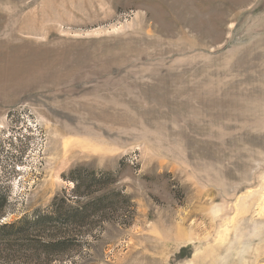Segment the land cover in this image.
Segmentation results:
<instances>
[{"label":"rangeland","instance_id":"374dc122","mask_svg":"<svg viewBox=\"0 0 264 264\" xmlns=\"http://www.w3.org/2000/svg\"><path fill=\"white\" fill-rule=\"evenodd\" d=\"M0 175L39 264H264V0H0Z\"/></svg>","mask_w":264,"mask_h":264},{"label":"trees","instance_id":"16d2710c","mask_svg":"<svg viewBox=\"0 0 264 264\" xmlns=\"http://www.w3.org/2000/svg\"><path fill=\"white\" fill-rule=\"evenodd\" d=\"M9 177L0 175V264H39V247L46 255L53 248H61L60 243H44L39 246V241L30 237L29 230L33 226H43L45 223L58 224L71 219V215L62 212V209L52 207L49 214L29 218L27 216L16 221H1L7 217L10 192L6 186ZM98 205V204H97ZM70 218V219H69ZM18 238L17 246L11 244L9 238ZM3 239V240H1Z\"/></svg>","mask_w":264,"mask_h":264},{"label":"water","instance_id":"95a60500","mask_svg":"<svg viewBox=\"0 0 264 264\" xmlns=\"http://www.w3.org/2000/svg\"><path fill=\"white\" fill-rule=\"evenodd\" d=\"M2 222H3V220H2Z\"/></svg>","mask_w":264,"mask_h":264},{"label":"bare ground","instance_id":"6f19581e","mask_svg":"<svg viewBox=\"0 0 264 264\" xmlns=\"http://www.w3.org/2000/svg\"><path fill=\"white\" fill-rule=\"evenodd\" d=\"M256 204V203H255Z\"/></svg>","mask_w":264,"mask_h":264}]
</instances>
